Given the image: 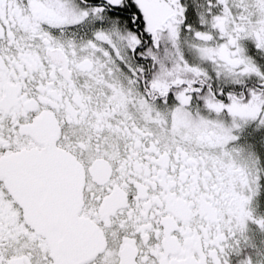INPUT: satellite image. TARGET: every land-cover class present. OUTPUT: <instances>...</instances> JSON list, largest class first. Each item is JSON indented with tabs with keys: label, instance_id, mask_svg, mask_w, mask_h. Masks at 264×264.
Instances as JSON below:
<instances>
[{
	"label": "snow or ice",
	"instance_id": "6c2138e0",
	"mask_svg": "<svg viewBox=\"0 0 264 264\" xmlns=\"http://www.w3.org/2000/svg\"><path fill=\"white\" fill-rule=\"evenodd\" d=\"M0 264H264V0H0Z\"/></svg>",
	"mask_w": 264,
	"mask_h": 264
}]
</instances>
